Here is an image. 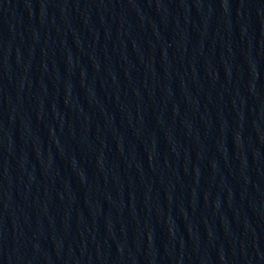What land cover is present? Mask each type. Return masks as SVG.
<instances>
[{"label": "water", "instance_id": "obj_1", "mask_svg": "<svg viewBox=\"0 0 264 264\" xmlns=\"http://www.w3.org/2000/svg\"><path fill=\"white\" fill-rule=\"evenodd\" d=\"M0 264H264V0H0Z\"/></svg>", "mask_w": 264, "mask_h": 264}]
</instances>
